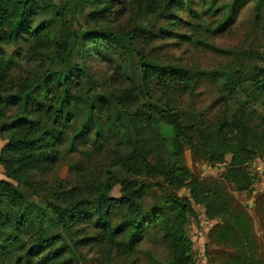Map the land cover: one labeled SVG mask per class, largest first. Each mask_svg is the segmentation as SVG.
<instances>
[{
  "label": "trees",
  "instance_id": "1",
  "mask_svg": "<svg viewBox=\"0 0 264 264\" xmlns=\"http://www.w3.org/2000/svg\"><path fill=\"white\" fill-rule=\"evenodd\" d=\"M237 1L229 12H220L219 30L230 22ZM212 2L207 10L214 4L213 13H219L217 0ZM121 4L0 0V136L7 141L0 152L5 176L0 180V264H65L70 251L91 241L104 248L103 264H109L113 250L121 257L136 253L146 229L153 228L160 229L171 254L168 264H196L186 230L196 207L213 224L203 252L206 264H264L249 208L236 198L253 190L249 167L264 159V128L245 113L210 124L196 112L178 108L179 96L207 73L165 66L148 49L183 26H193V20L180 16L184 11L194 19L199 16L191 0ZM263 7L264 0H258V10ZM121 8L138 16L129 28L95 24L106 14H120ZM254 53L252 60L259 64L212 74L225 101L243 92L246 106L264 104V54ZM92 58L112 64L118 60L117 71L132 85L138 82L137 94L149 101L157 90L159 99L168 102L150 111L152 105L142 109L141 98L131 97L125 88L111 95L99 92L98 78L86 64ZM21 62L35 66L21 71ZM128 106L138 109L129 111ZM103 107L115 108L110 129L100 120ZM164 126L167 133L161 131ZM91 130L97 140L106 130L117 131L118 142L110 152L114 162L105 181L83 190H70L61 180L47 186L61 147L68 141V150L76 152L77 142ZM186 148L196 160L220 164L223 171L202 179L188 166ZM154 185L162 191L159 195L152 191ZM116 187L120 197L112 195ZM182 190L188 195H180ZM149 196L156 203L145 208ZM255 210L264 228V193L256 196ZM116 213H122L119 222ZM82 224L93 227L96 236L80 239Z\"/></svg>",
  "mask_w": 264,
  "mask_h": 264
},
{
  "label": "rangeland",
  "instance_id": "2",
  "mask_svg": "<svg viewBox=\"0 0 264 264\" xmlns=\"http://www.w3.org/2000/svg\"><path fill=\"white\" fill-rule=\"evenodd\" d=\"M234 0H217V6L221 8L219 13H213V7L207 10L208 4L213 3L212 0H191V5L199 11L198 17L188 11L180 13L183 20H193V26H183L178 29L175 34L168 39H159L152 44V48L148 51L151 57L157 59L158 62L165 66H173L179 68H189L191 70L205 71L207 74L198 80L197 85L188 90L177 100L178 108L181 111H194L200 118L208 123H216L218 120L228 119L234 115L248 116L252 121H256L264 128V104H250L243 92L237 96H229L225 101L222 95V89L219 88L216 81L212 78L214 72H229L231 70L242 69L245 65L259 64L260 61L252 60L254 52L264 54V7L258 10V0H238L231 15V20L223 29L219 30L220 12H229L230 5ZM123 5L124 0H121ZM118 7H123L119 6ZM211 11V12H210ZM119 11L106 14L102 20H97L95 24L106 26L118 30H125L136 22V14L134 12H125L121 8ZM123 15V16H122ZM85 20V19H84ZM80 18V23H84ZM99 25V26H100ZM96 26V25H95ZM94 26V27H95ZM195 37V38H194ZM207 45H212L218 52L213 51ZM16 48V47H15ZM118 60L115 63H102L97 58L86 59L87 67L91 73L98 78L97 87L100 91H104L108 95L117 93L120 88H125L130 94L138 95L141 98L138 106L152 105L155 108L165 106L168 100L161 98L160 92L154 90V98L149 101L145 97L137 94L138 82L129 81V77L123 75V71L118 72L116 69ZM21 71L32 69L35 64L22 63ZM120 78V79H119ZM140 82V81H139ZM193 89V90H192ZM138 107L128 106L127 110L134 111ZM115 111V108L109 109L103 107L100 119L104 123V128H111L109 115ZM84 120V116L80 117L79 124ZM125 129V126L122 125ZM122 127L120 128L122 130ZM119 131V130H118ZM167 133V128L161 130ZM117 131L106 130L104 137H97L94 132L88 131L80 141L77 142L76 152H70L69 142L67 141L61 147V155L59 164L54 174L46 177L47 186L59 185V181L64 182V186L71 189H84L89 183L101 184L105 181V174L108 170H112L114 158L110 155L112 147L118 142L116 136ZM94 135V136H93ZM0 136V152L6 144ZM186 162L188 166L196 172L202 179L212 176H219L223 171V167H214V165L205 164L203 161L196 160L193 153L186 148ZM231 160V156H227V161ZM250 171L255 177L253 190L251 193L236 194V198L249 208L252 222L255 226L257 236V244L259 250L264 255V228L262 226L259 214L255 210V198L259 194L264 193V179L257 176L255 170L264 169V159H257L250 165ZM5 179L4 170L0 165V180ZM153 183V182H151ZM152 191L159 195L162 191L157 186H152ZM114 197H120V187H116L112 191ZM180 195H188L186 190L180 191ZM156 203L155 196H149L145 201V208H149ZM196 215L192 216L186 226L188 236L193 242L192 254L198 262L196 264H206L203 257L205 251L206 236L212 224L205 223L197 216L201 214L199 207L195 209ZM115 221L122 219V213L114 214ZM84 229V235L80 239L87 237H95L97 232L91 226H80ZM136 253L129 257H121L116 255V251H112L111 261L109 264H168L172 257L168 247L163 241L160 229H149L141 237ZM252 247V246H251ZM104 248L100 247L97 242L91 241L88 245L79 247L78 251L69 252L68 260L65 264H103ZM200 260V262H199ZM3 264H8L7 262Z\"/></svg>",
  "mask_w": 264,
  "mask_h": 264
},
{
  "label": "built area",
  "instance_id": "3",
  "mask_svg": "<svg viewBox=\"0 0 264 264\" xmlns=\"http://www.w3.org/2000/svg\"><path fill=\"white\" fill-rule=\"evenodd\" d=\"M219 167H222V165H218ZM255 173L257 174L258 177L264 179V169H258L257 171L255 170ZM200 211L202 212L201 214H199L197 217L200 219V220H203L205 223H208V224H212V223H209L207 220H204L203 219V212L204 210L203 209H200ZM213 225V224H212ZM212 227V226H211ZM206 260V258H204Z\"/></svg>",
  "mask_w": 264,
  "mask_h": 264
}]
</instances>
